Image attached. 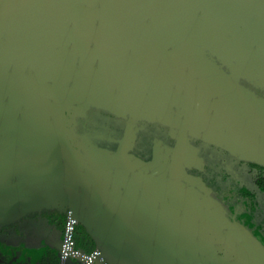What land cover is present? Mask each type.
Listing matches in <instances>:
<instances>
[{
	"label": "water",
	"instance_id": "1",
	"mask_svg": "<svg viewBox=\"0 0 264 264\" xmlns=\"http://www.w3.org/2000/svg\"><path fill=\"white\" fill-rule=\"evenodd\" d=\"M242 82L264 91V0H0V228L55 211L101 264H264L186 173L191 140L264 167V98ZM89 110L121 124L115 152L77 132ZM144 123L175 129L152 162L129 154Z\"/></svg>",
	"mask_w": 264,
	"mask_h": 264
},
{
	"label": "flooded vegetation",
	"instance_id": "2",
	"mask_svg": "<svg viewBox=\"0 0 264 264\" xmlns=\"http://www.w3.org/2000/svg\"><path fill=\"white\" fill-rule=\"evenodd\" d=\"M244 85L264 98V91L254 89L246 83ZM100 114L105 113L89 110L86 117L87 124L77 119L79 125L77 132L81 133L83 131L81 128L96 131L98 139L112 143L113 139L114 141L117 139L110 136L107 131L101 132L93 120L95 117H100ZM112 119L114 120L113 117ZM143 125H145L143 130L139 131L137 136L139 141L151 134L149 137L151 144L156 138L165 147H174L175 129L159 124L144 123ZM190 142L199 149V157L203 159L204 164L202 171L192 168L186 170V173L192 177H199L205 183L209 195L221 203L225 216L243 226L264 246V167L237 160L213 146H205L195 140ZM100 147L109 146L100 145ZM137 148L139 146L135 145L133 149L135 153H138ZM188 153L191 154L190 149ZM139 157H144L142 150ZM74 227L77 228L74 230ZM74 231H78L76 239L72 238ZM81 232L79 226H73L69 238L72 251L79 252L82 259L94 256L95 244L88 235ZM65 233L66 216L51 211L30 214L14 225L2 227L0 229V264H52V261L55 264L56 258H58L57 264L66 262L76 264L73 256L65 255L62 258L60 256Z\"/></svg>",
	"mask_w": 264,
	"mask_h": 264
},
{
	"label": "rangeland",
	"instance_id": "3",
	"mask_svg": "<svg viewBox=\"0 0 264 264\" xmlns=\"http://www.w3.org/2000/svg\"><path fill=\"white\" fill-rule=\"evenodd\" d=\"M93 120L95 121L98 129L101 132L105 133V131H107L110 134V136H112L116 139L121 138L122 134L116 128L117 126L119 127L121 124L119 122H117L115 119L113 120L112 117L108 116L107 114H100V117H95V119H93ZM88 132L91 133V131H89V130H88ZM93 132L95 133L96 131H93ZM147 136L148 137H146V139H145V137L142 136L143 138L140 139V141L138 140V137H137L136 146L137 147L139 146V148H137L138 153H135L133 150H131L129 153L130 155H133V156L139 158L142 162H152V158L154 155V153H153L154 144H151V141L149 138V137H151V134H148ZM156 136H157V134H156ZM158 137H159V134H158ZM154 140H156V138H154ZM142 142H143V144H142ZM100 145H108L109 147H106V149H108L112 152H115L116 148H117V145L114 142L111 143L110 141L98 142L97 146L100 147ZM140 148L142 150L144 157H139V153L141 152ZM120 157H122V156H120ZM133 161H131L130 159H124L122 157V158L117 159L113 162L116 163V162H133ZM65 239L66 238L63 239V245H62L61 252H60L61 258L64 257L65 255H68L70 257L73 256L72 258H74V260L76 261V264H80L82 262H83L82 264H101V261L98 260V258L96 256H91V257L82 259V256L81 257L79 256L80 255L79 252H73L72 251L71 244H69V241L66 243ZM77 254H78V256H76ZM61 264H70V263L66 262V263H61Z\"/></svg>",
	"mask_w": 264,
	"mask_h": 264
},
{
	"label": "trees",
	"instance_id": "4",
	"mask_svg": "<svg viewBox=\"0 0 264 264\" xmlns=\"http://www.w3.org/2000/svg\"><path fill=\"white\" fill-rule=\"evenodd\" d=\"M51 212H55V211H51ZM14 225V224H13ZM8 227V226H7ZM80 227V226H79ZM77 227H74V230L76 229ZM81 228V230H82V234H85L86 236H87V234L85 233V231L83 230V228L82 227H80ZM1 229V228H0ZM74 233V235L72 236V238H78V231L76 232V231H74L73 232ZM80 233V234H81ZM56 258V257H55ZM57 260H58V258H56V262H55V264H57ZM52 264H53V261H52Z\"/></svg>",
	"mask_w": 264,
	"mask_h": 264
}]
</instances>
